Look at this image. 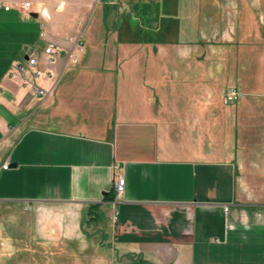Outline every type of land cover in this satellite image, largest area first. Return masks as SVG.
Returning <instances> with one entry per match:
<instances>
[{"label":"crops","instance_id":"crops-1","mask_svg":"<svg viewBox=\"0 0 264 264\" xmlns=\"http://www.w3.org/2000/svg\"><path fill=\"white\" fill-rule=\"evenodd\" d=\"M18 1L0 0L12 6L1 10L34 19L31 28L0 20V203L30 208L31 223L20 224L18 215L12 231L1 224V251L17 252L25 237L37 244L32 252L74 243L83 249L86 223L113 252L105 264H264V220L244 207V175L236 182L230 146L216 145L220 119L212 111L192 116L212 129L207 148L190 139L200 137L196 128L173 134L149 100L162 93L159 78L168 72L161 64L127 69L140 59L129 55L120 68L93 69L84 53L73 63L66 53L73 28L56 31L48 8L27 11ZM169 27L162 39L179 41L178 28ZM31 31L38 77L26 55L10 50L11 35L25 40ZM47 41L58 44L51 63L42 53Z\"/></svg>","mask_w":264,"mask_h":264},{"label":"rangeland","instance_id":"rangeland-1","mask_svg":"<svg viewBox=\"0 0 264 264\" xmlns=\"http://www.w3.org/2000/svg\"><path fill=\"white\" fill-rule=\"evenodd\" d=\"M23 2H30L32 11L48 8L46 18L56 31L72 27L70 36H81L80 54H87L88 68H111L114 64L120 68L122 60H118L129 55L140 59L129 60L127 69L133 70L136 63L143 66L149 62L154 69L161 64L168 75L159 78L162 93H153L149 100L168 119L170 132L176 135L196 128L194 133L200 132V137L190 139L207 148L212 143L208 138L212 129L206 122L199 127L192 116L199 110L212 111L220 119L214 131L216 145L230 146L236 182L241 183L244 175V207L250 213L261 214L264 220V0L18 1ZM166 18L169 24L164 21ZM0 20H8L18 28H31L30 22L34 21L1 9ZM169 26L178 28L180 34L173 35L182 42L167 43L162 39L164 31H174ZM35 34L31 31L25 40L19 34L11 35L16 45L10 50L18 57L27 55ZM147 57L153 60L147 61ZM231 89L236 90L237 96L228 101L226 95ZM29 213L28 207L23 210L0 203V228L4 225V229L12 231L10 225L17 222L18 215L25 219L20 224H30L26 215ZM81 227L83 249L74 243L50 250L41 245L44 249L36 247L32 252L30 247L37 244L25 237L17 252H2L0 243V264L108 263L113 252L94 231L96 226L83 223ZM98 244L103 253L98 251Z\"/></svg>","mask_w":264,"mask_h":264},{"label":"built area","instance_id":"built-area-1","mask_svg":"<svg viewBox=\"0 0 264 264\" xmlns=\"http://www.w3.org/2000/svg\"><path fill=\"white\" fill-rule=\"evenodd\" d=\"M20 6L22 9L30 11L29 10L30 2H23L20 4ZM0 7H2L4 10H9L12 6L9 4H4L0 2ZM67 41L69 42V46L67 47V52H66L67 59L70 60L71 62H74L83 50L82 39L80 36H77V37L74 36V37H68ZM57 51H58V44L52 41H47L45 47L42 50L45 61L47 63H51L56 58ZM26 62H27V67L31 69L35 77H38L42 74V71L36 68L38 64V59L31 48L27 50ZM25 83L28 85H31V83H27L26 81ZM32 90H35L33 86H32ZM37 93L44 94V91L39 89L37 90ZM236 96H237L236 90L231 89L226 95V100L232 101L233 99L236 98ZM8 166H9V162H5L2 164V169H7ZM124 185L125 183H124L123 176L120 175L114 180V188H115L117 195H120L124 191ZM225 209L227 208L225 207Z\"/></svg>","mask_w":264,"mask_h":264},{"label":"water","instance_id":"water-1","mask_svg":"<svg viewBox=\"0 0 264 264\" xmlns=\"http://www.w3.org/2000/svg\"><path fill=\"white\" fill-rule=\"evenodd\" d=\"M31 16H32V17H35V16H36V14H35V13H33V14H31Z\"/></svg>","mask_w":264,"mask_h":264}]
</instances>
